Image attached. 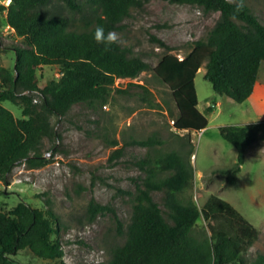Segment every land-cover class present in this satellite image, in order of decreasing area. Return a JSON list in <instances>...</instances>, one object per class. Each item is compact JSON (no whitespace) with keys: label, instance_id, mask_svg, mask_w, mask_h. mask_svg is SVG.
<instances>
[{"label":"trees","instance_id":"1","mask_svg":"<svg viewBox=\"0 0 264 264\" xmlns=\"http://www.w3.org/2000/svg\"><path fill=\"white\" fill-rule=\"evenodd\" d=\"M60 1L82 15L85 8L91 10L80 29L72 25L68 16L47 9L52 0H10L8 6L0 4V24L10 25L27 44L13 48V69L0 65V177L5 181L17 164L40 168L51 161L41 151L43 140L47 139L51 151L56 152L62 138L50 121L52 115L63 117L78 103L92 108L104 106L113 91L125 92L114 87L116 79H133L152 69L168 86L175 102L178 114L172 118V127L176 136L182 131L200 132L208 125L206 114L197 107L195 88V75L204 63V78L216 93L242 103L254 92L260 64L264 62V24L244 0L240 10L239 0H164L220 15L207 37L194 41L183 57L170 53L174 46L153 37L168 51L154 67L131 55L120 43L106 50L93 38L97 25H103L106 33L120 30L130 10L142 8L150 0ZM42 66L58 67L59 77L40 87L37 71ZM5 101L19 106L22 117H15L3 105ZM211 111L208 106L206 112ZM219 132L237 150L233 168L222 172L234 185L248 148L264 141V120L220 126ZM111 142L119 143L116 139ZM129 143L148 149L136 161L143 176L136 184L131 221L124 232V242L110 249L106 261L93 264H264V253L246 260L247 248L258 231L232 204L212 194L199 209L191 199L180 197L194 177L191 140L187 141L185 154L157 147L164 144L157 135ZM120 156L122 148L115 149L110 160ZM154 192L163 193L164 210L154 199ZM88 209L91 220L97 214L114 212L94 199ZM114 216L118 232L123 234L121 221L116 213ZM201 216L215 221L209 223V233L196 232ZM60 226L51 209L36 208L24 201L8 212L0 207V264H14L10 256L25 249L38 258L66 264L62 261L61 242L54 237Z\"/></svg>","mask_w":264,"mask_h":264},{"label":"rangeland","instance_id":"2","mask_svg":"<svg viewBox=\"0 0 264 264\" xmlns=\"http://www.w3.org/2000/svg\"><path fill=\"white\" fill-rule=\"evenodd\" d=\"M244 2L264 24V0ZM47 9L71 18L75 28L82 27L83 18L91 11L85 8L82 15L60 0H52ZM219 15L218 12L205 14L197 6L150 0L142 8H132L129 17L123 20L122 28L115 32L120 37L118 43L127 47L131 55L141 57L154 67L168 51L153 37L174 46L175 50L170 53L183 57L194 41L207 37ZM17 46L27 44L1 23V66L14 68L16 53L13 48ZM205 70L204 63L195 75L197 107L208 119V125L202 131L174 134L172 118L178 114L175 102L168 86L160 82L152 69L133 79H116L114 87L125 92L113 91L104 106L92 108L78 103L63 117L51 116V123L62 137L57 142V151H51V143L44 139L41 151L51 159L47 165L28 168L24 163L17 164L8 174L7 181L0 177V207L8 212L24 201L36 208L51 209L61 224L54 237L59 238L63 247L62 261L66 264L106 261L110 249L125 240L136 184L143 176L136 161L148 151L129 141L157 135L164 140V144L157 147L166 151L180 150L185 154L187 141L191 140L190 163L194 177L180 197L191 199L199 209L212 194L228 201L258 231L257 238L247 248L246 260L249 262L257 254L264 253V141L248 148L245 162L236 173V182L230 185L228 176L222 172L233 168L237 150L219 132L220 126H243L264 120V62L260 64L253 94L242 103L216 93L211 82L204 78ZM37 75L39 86L43 87L48 80L59 77L58 67L42 66ZM3 105L15 117H22L19 106L8 101ZM208 106L212 107L211 112H206ZM114 139L118 140L117 145L112 144ZM120 148L122 156L110 160L115 149ZM162 196V192L153 193L164 210ZM92 199L109 205L114 212L97 214L91 220L88 208ZM114 213L121 221L123 234L118 232ZM209 223L215 221L201 216L196 223V232L205 230L209 233ZM10 258L14 264L60 263L57 259L38 258L27 249Z\"/></svg>","mask_w":264,"mask_h":264},{"label":"clouds","instance_id":"3","mask_svg":"<svg viewBox=\"0 0 264 264\" xmlns=\"http://www.w3.org/2000/svg\"><path fill=\"white\" fill-rule=\"evenodd\" d=\"M242 7L243 0H239V2L237 3V10H240ZM93 38L97 44L104 45L106 50H108L111 45L117 44L120 40L118 33L114 31H108L106 33L103 25H97L95 27Z\"/></svg>","mask_w":264,"mask_h":264},{"label":"built area","instance_id":"4","mask_svg":"<svg viewBox=\"0 0 264 264\" xmlns=\"http://www.w3.org/2000/svg\"><path fill=\"white\" fill-rule=\"evenodd\" d=\"M0 4H3V5H5V6H8L9 4H10V0H3V1H0ZM6 28L8 29H11L12 31H14L13 30V28H11L10 27V25H6Z\"/></svg>","mask_w":264,"mask_h":264},{"label":"crops","instance_id":"5","mask_svg":"<svg viewBox=\"0 0 264 264\" xmlns=\"http://www.w3.org/2000/svg\"><path fill=\"white\" fill-rule=\"evenodd\" d=\"M256 86V85H255ZM255 90V89H254ZM251 97V96H250ZM218 105V104H217Z\"/></svg>","mask_w":264,"mask_h":264}]
</instances>
